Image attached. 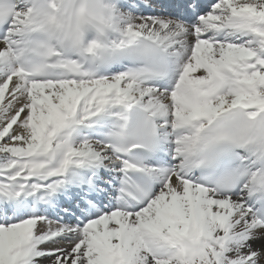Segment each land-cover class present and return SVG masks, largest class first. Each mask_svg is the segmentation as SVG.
Returning <instances> with one entry per match:
<instances>
[{"label": "snow or ice", "instance_id": "1", "mask_svg": "<svg viewBox=\"0 0 264 264\" xmlns=\"http://www.w3.org/2000/svg\"><path fill=\"white\" fill-rule=\"evenodd\" d=\"M0 264H264V0H0Z\"/></svg>", "mask_w": 264, "mask_h": 264}]
</instances>
